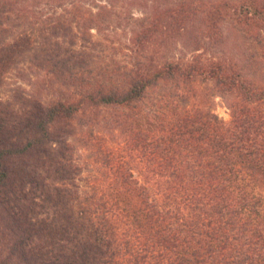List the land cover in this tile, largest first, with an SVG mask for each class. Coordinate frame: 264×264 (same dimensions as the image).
Segmentation results:
<instances>
[{"label":"trees","instance_id":"obj_1","mask_svg":"<svg viewBox=\"0 0 264 264\" xmlns=\"http://www.w3.org/2000/svg\"><path fill=\"white\" fill-rule=\"evenodd\" d=\"M95 1L0 0V264H264V85L226 62L148 54L194 25L184 0H150L130 17L132 60L106 61L105 33L144 0ZM202 14L203 32L228 17L264 31V0ZM27 70L42 91L2 95ZM199 84L229 121L199 105Z\"/></svg>","mask_w":264,"mask_h":264},{"label":"rangeland","instance_id":"obj_2","mask_svg":"<svg viewBox=\"0 0 264 264\" xmlns=\"http://www.w3.org/2000/svg\"><path fill=\"white\" fill-rule=\"evenodd\" d=\"M135 2V4L126 5L125 12L122 14V20L115 23H120L126 29L125 31L118 30V34L105 33L104 39L106 40L107 47L103 57L106 61L114 59L115 62L123 61L130 62L132 58L126 56L128 53L127 48L129 47L128 39L130 37V28L133 29L134 21L130 19L131 16L142 17L143 9L151 6L150 0L148 2ZM182 0H169V3L181 2ZM190 9L199 11L195 19L194 25L189 31H187L184 37L177 36L176 39H171L165 44H160L159 41L155 42L150 48L149 55H154L157 60H163L166 57H176L183 61H191L195 57L200 56L203 60L209 62H226L227 64L236 65L242 72L256 85H264V31L259 29L244 28L239 26L233 19L227 18L226 21L218 28H211L204 30L205 24L202 25L203 10L209 9L210 7H217L219 4L229 1L235 3L236 0H184ZM97 5L105 4L103 0H96ZM117 7L121 4L115 2ZM119 9V8H118ZM97 8L95 12L97 13ZM127 16V17H126ZM124 18H128L124 20ZM95 35L97 33L93 31ZM196 47L200 48V51L193 52ZM106 57V58H105ZM28 72L30 70H27ZM24 72V71H23ZM26 72L24 78L20 76L19 72H12L6 79V84L1 90L2 95L6 96L10 93V90L17 86H22L28 91H42L43 87V76H36L33 72ZM22 73V72H20ZM30 75V78L27 76ZM23 75V73H22ZM30 79V80H29ZM33 83V85H31ZM211 86L206 84H199L198 92L199 105L205 109L210 108L223 120L229 121L231 119V112L226 105V102L221 97L212 96ZM44 88V87H43ZM44 91V90H43ZM44 95H47L44 91ZM102 118V117H101ZM101 118L97 128L103 131L104 139L103 142H107L109 148L116 147V141L118 140L117 132L110 130V127L105 128L102 126ZM77 125L80 127V120H77ZM102 127V128H101ZM76 148V161L80 164L85 163V167L91 169L94 164V159L91 157L93 152H80V140L75 142Z\"/></svg>","mask_w":264,"mask_h":264}]
</instances>
